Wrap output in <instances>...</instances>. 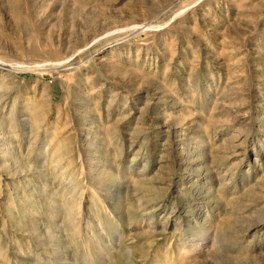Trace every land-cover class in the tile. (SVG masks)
I'll list each match as a JSON object with an SVG mask.
<instances>
[{
	"label": "rangeland",
	"instance_id": "obj_1",
	"mask_svg": "<svg viewBox=\"0 0 264 264\" xmlns=\"http://www.w3.org/2000/svg\"><path fill=\"white\" fill-rule=\"evenodd\" d=\"M0 264H264V0H0Z\"/></svg>",
	"mask_w": 264,
	"mask_h": 264
},
{
	"label": "bare ground",
	"instance_id": "obj_2",
	"mask_svg": "<svg viewBox=\"0 0 264 264\" xmlns=\"http://www.w3.org/2000/svg\"><path fill=\"white\" fill-rule=\"evenodd\" d=\"M1 65H3V64H1ZM3 66H6V65H3ZM194 151H195V150H194ZM191 152H192V151H191ZM192 157H193V156H192ZM204 157H205V156H204ZM196 158H198V157H196ZM195 161H196V160H195ZM199 161H200V160H199ZM201 161H202V160H201ZM190 162H191V161H190ZM190 162H189V163H190ZM206 162H207V161H206ZM207 166H208V165H207L206 163H204V164L201 166V167H202V170L204 171L205 174H206V171H208V170H207ZM209 167H210V166H209ZM200 172H201V171H200ZM202 174H203V173H202ZM210 175H211V174H210ZM210 175H209V176H210ZM199 209H200V208H199ZM198 212H199V215H200V214H202L203 211L201 210V211H198Z\"/></svg>",
	"mask_w": 264,
	"mask_h": 264
}]
</instances>
